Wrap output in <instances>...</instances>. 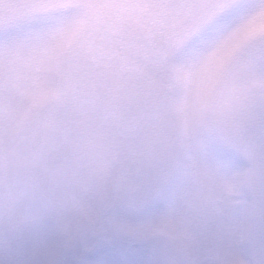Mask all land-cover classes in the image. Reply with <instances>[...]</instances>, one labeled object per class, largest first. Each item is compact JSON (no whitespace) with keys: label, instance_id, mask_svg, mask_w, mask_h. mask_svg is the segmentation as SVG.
Returning <instances> with one entry per match:
<instances>
[{"label":"snow or ice","instance_id":"snow-or-ice-1","mask_svg":"<svg viewBox=\"0 0 264 264\" xmlns=\"http://www.w3.org/2000/svg\"><path fill=\"white\" fill-rule=\"evenodd\" d=\"M0 264H264V0H0Z\"/></svg>","mask_w":264,"mask_h":264}]
</instances>
